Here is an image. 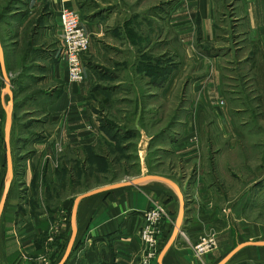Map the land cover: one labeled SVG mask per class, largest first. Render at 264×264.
Returning a JSON list of instances; mask_svg holds the SVG:
<instances>
[{
  "label": "crops",
  "instance_id": "crops-1",
  "mask_svg": "<svg viewBox=\"0 0 264 264\" xmlns=\"http://www.w3.org/2000/svg\"><path fill=\"white\" fill-rule=\"evenodd\" d=\"M171 1H165L169 2V20L183 42L185 55L209 64V74L192 79L191 83L201 82L196 88H221L218 74L226 53L215 46L219 6L230 8L231 35L235 44L239 42L229 56L242 52L241 61L248 65L253 78L264 83V0ZM16 2L14 9L6 13L9 19L0 25L14 93L11 149L15 168L0 218V264H58L72 233L74 199L86 191L57 203H52V192L65 177V182H71L68 178L74 176L76 163L82 174L87 172L86 151L117 143L114 133L102 127L98 113L93 111L92 94L99 90L107 100L118 86L104 83L85 55L83 81H69L67 62L58 55L62 39L60 11L65 7L78 11L92 40L94 36L101 37L102 23L107 25L114 16L98 4L99 0ZM115 30L116 34L122 33L118 27ZM93 51L91 44L87 53ZM5 85L0 67V198L7 175L5 105L10 97L4 92ZM217 98L215 93L211 99ZM215 102L223 103V95ZM154 139L155 136H148L149 151L163 152L161 142L156 144ZM183 140V151L189 155L184 165H179L184 167L180 180L167 173H154L175 181L186 201L182 229L187 238L180 236L175 241L162 264H218L244 242L246 231L241 230L247 228L244 217L249 211L244 189L237 200H227L229 196H225L224 186L219 183L224 180L217 175L219 156L212 160L211 185L207 186L205 176L200 174L201 164H191L198 157L199 147L193 146L198 144V138L188 134L170 151L183 145ZM153 142L156 145L151 148ZM193 152L197 154L191 155ZM172 171L176 172L177 166ZM72 180L74 184L75 178ZM181 182L185 185L181 186ZM144 183L97 193L80 201L77 237L66 264H146L148 250L143 234L148 220L144 213L156 207H163L166 212L157 235L161 253L173 232L181 202L169 184L157 180ZM210 230L218 240L216 250L206 258H198L192 244L200 233ZM250 247L238 251L228 264H248L249 260L264 264V247ZM148 264H158V257Z\"/></svg>",
  "mask_w": 264,
  "mask_h": 264
},
{
  "label": "rangeland",
  "instance_id": "rangeland-1",
  "mask_svg": "<svg viewBox=\"0 0 264 264\" xmlns=\"http://www.w3.org/2000/svg\"><path fill=\"white\" fill-rule=\"evenodd\" d=\"M165 1L99 0L98 4L114 16L110 17L113 21L102 23L103 34L91 41L94 51L84 55L91 59L104 83L114 87L118 84L113 97L107 100L99 90L92 94L93 111L98 113L102 127L114 133L117 143L86 151L87 172L82 174L76 163L74 176L68 178L71 182H65V177L52 192V203L74 193L158 172L180 180L184 167L179 165H184L189 155L183 151L184 140L174 152L170 150L191 134L199 141L193 145L199 147L198 154L190 153L198 155L191 164H201L200 174L205 176L206 185H211L212 160L219 156L217 175L224 180L219 183L229 196L227 200H237L244 189L249 208L244 217L247 228L241 230L246 231L244 242L264 241V83L253 78L248 65L241 61L242 52L229 56L239 42L235 44L231 35L230 8L219 6L215 46L226 53L218 74L222 94L214 87L196 88L201 82L194 84L192 79L209 74V64L185 55L183 42L169 20V2ZM17 3L0 0V25L9 19L6 13ZM117 27L121 34L115 33ZM215 93L218 98L223 95V103L211 99ZM140 110L143 131L135 125ZM148 136H155L154 142H161L164 151H149ZM174 166L176 172L172 171ZM213 238L218 245L211 230L197 236L191 243L196 257L197 245ZM250 246V250L264 247ZM215 250L199 257L206 258ZM248 264L256 263L249 260Z\"/></svg>",
  "mask_w": 264,
  "mask_h": 264
},
{
  "label": "water",
  "instance_id": "water-1",
  "mask_svg": "<svg viewBox=\"0 0 264 264\" xmlns=\"http://www.w3.org/2000/svg\"><path fill=\"white\" fill-rule=\"evenodd\" d=\"M0 67L2 71V77L5 80V90L4 92H7L10 99L8 101V104L5 105V111H6V122H5V145H6V162H7V175H6V180L2 192V196L0 198V218L3 213L5 203L9 194L10 187L12 185V182L14 180L15 176V168H14V161H13V155H12V149H11V130H12V125H13V105H14V93L12 90V83L10 80V76L7 72L6 69V64H5V53H4V45L0 36ZM141 118V110L138 113V116L135 121L136 128L138 130H141V126L139 125V121ZM150 180H157V181H162L167 184H169L178 194L181 202L180 206V212L178 215V218L174 224L173 232L171 234V237L165 247L162 249L161 253L158 256V264H162V260L164 256L166 255L167 251L170 249V247L175 243V241L180 238L181 236V231L182 229V222H183V217L185 213V208H186V201L184 198L183 191L181 190L180 186L173 181L172 179L163 176V175H158V174H147L145 176H140L138 178L130 179V180H125V181H120L112 184H108L105 186L101 187H96L94 189L88 190L82 194H79L78 196L75 197L74 199V204L72 208V213H71V228H72V233L69 239V242L67 244L66 250L58 262V264H66L70 258L74 243L76 241L77 237V225H76V220H77V212H78V206L79 203L82 199L97 194V193H102V192H108L114 189L122 188V187H127V186H138L139 184L150 181ZM250 245H264L263 240H248L242 243H239L237 246H235L218 264H227L229 260L241 249L250 246Z\"/></svg>",
  "mask_w": 264,
  "mask_h": 264
},
{
  "label": "built area",
  "instance_id": "built-area-1",
  "mask_svg": "<svg viewBox=\"0 0 264 264\" xmlns=\"http://www.w3.org/2000/svg\"><path fill=\"white\" fill-rule=\"evenodd\" d=\"M60 23L62 28V39L59 57L67 62L68 79L71 83H79L84 79V63L83 55L87 53L91 47L89 34L81 24V16L78 11L65 7L60 11ZM148 220L145 227L143 241L148 250L146 264L158 257L160 244L157 235L159 234V223L166 215L163 207H156L144 213ZM181 236L186 237L184 230ZM217 247V242L213 238L210 241H204L197 245L196 254L201 256L208 251H212Z\"/></svg>",
  "mask_w": 264,
  "mask_h": 264
},
{
  "label": "trees",
  "instance_id": "trees-1",
  "mask_svg": "<svg viewBox=\"0 0 264 264\" xmlns=\"http://www.w3.org/2000/svg\"><path fill=\"white\" fill-rule=\"evenodd\" d=\"M8 10L10 9V8H7ZM0 17H2V15H0Z\"/></svg>",
  "mask_w": 264,
  "mask_h": 264
},
{
  "label": "bare ground",
  "instance_id": "bare-ground-1",
  "mask_svg": "<svg viewBox=\"0 0 264 264\" xmlns=\"http://www.w3.org/2000/svg\"><path fill=\"white\" fill-rule=\"evenodd\" d=\"M144 147H145V146H144ZM144 147H143V148H144Z\"/></svg>",
  "mask_w": 264,
  "mask_h": 264
}]
</instances>
